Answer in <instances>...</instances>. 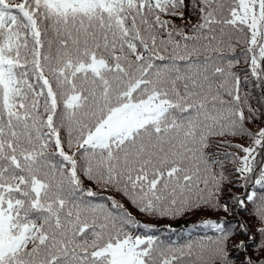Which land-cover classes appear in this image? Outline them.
Listing matches in <instances>:
<instances>
[{"label":"snow or ice","instance_id":"obj_1","mask_svg":"<svg viewBox=\"0 0 264 264\" xmlns=\"http://www.w3.org/2000/svg\"><path fill=\"white\" fill-rule=\"evenodd\" d=\"M233 41L264 91V0H0V264H264V110ZM230 186L257 235L205 220L177 245L128 210L232 214Z\"/></svg>","mask_w":264,"mask_h":264},{"label":"trees","instance_id":"obj_2","mask_svg":"<svg viewBox=\"0 0 264 264\" xmlns=\"http://www.w3.org/2000/svg\"><path fill=\"white\" fill-rule=\"evenodd\" d=\"M194 21L195 17H191ZM177 23L180 24L181 21L177 20ZM233 45L235 47V52L225 51L224 55L234 58L238 63H236L233 71L237 72L241 78V86H242V95L247 93L249 95L250 101L255 108H260L264 110V91L260 87H257V82L254 78H252L248 72V66L245 63L244 56L242 52L244 51V46L240 44H236L233 41ZM264 126V122L261 119H257L255 123L249 124L248 127L252 130H256L258 127ZM243 142V141H237ZM224 151H230L228 149H220L218 154L223 155ZM226 167H231L230 164L225 162ZM232 187V191L230 194H226L223 199L225 201H229V206L232 214H225L223 212L215 213V212H196L192 214H188L184 217H181L176 220L169 219H157V218H146L142 214H139L136 210L132 209L131 206H128V210L132 212V214L139 220L141 223L148 224L152 226L155 231L148 233L152 235H156L159 239L165 242H174L177 245H182L187 242L200 240L202 238L208 237L211 238L215 235V233L210 228L202 227V223L205 220H213L219 221L223 220L226 224L231 225L236 222H243L245 224L250 225V232L253 235L256 234V227L253 223L252 217L249 214V211L238 209L235 205L230 203L231 196H241L246 191L245 189L239 188L238 186H230ZM247 191H256L258 194L260 193V189L258 186L253 187L249 185ZM227 193V189H226ZM118 200L123 202L122 198L117 196ZM140 233L143 234L144 230L139 229ZM259 237L257 236V239ZM240 240L248 243V237L244 235H240L235 237L233 241L230 243H238ZM232 256L239 255V259L236 264H241L244 259V254H238L235 250L231 253ZM246 255L252 256L253 259H256V256L251 247L248 248Z\"/></svg>","mask_w":264,"mask_h":264}]
</instances>
